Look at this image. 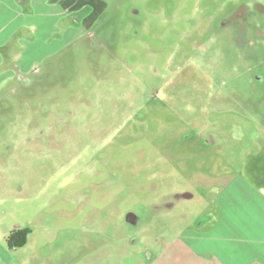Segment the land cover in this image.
<instances>
[{"label": "rangeland", "instance_id": "374dc122", "mask_svg": "<svg viewBox=\"0 0 264 264\" xmlns=\"http://www.w3.org/2000/svg\"><path fill=\"white\" fill-rule=\"evenodd\" d=\"M100 1L0 44V264H264V0Z\"/></svg>", "mask_w": 264, "mask_h": 264}, {"label": "crops", "instance_id": "0c3cea01", "mask_svg": "<svg viewBox=\"0 0 264 264\" xmlns=\"http://www.w3.org/2000/svg\"><path fill=\"white\" fill-rule=\"evenodd\" d=\"M17 7L18 14L21 15L23 8L28 10V15L19 19L17 22H10V25L4 26V35L0 44H3L13 32L23 26H29L34 35V39H21L25 41L26 50L24 54L18 58L20 62L17 73L21 70H26L32 62L41 61L49 56L53 51L67 45L69 42L77 38L85 29L86 26L96 20L98 14L102 11L103 2L100 0H19ZM91 4L90 12L82 19L79 17V12L82 11L86 3ZM23 4V5H22ZM26 4V5H25ZM27 14V13H26ZM71 19L72 21L66 22ZM65 26L61 27V23ZM18 40V39H17ZM20 41V39L18 40ZM14 41V43H19ZM8 72V71H7ZM7 72L0 78V85L5 81L6 77H12L14 70H10L9 76ZM3 79V80H2Z\"/></svg>", "mask_w": 264, "mask_h": 264}, {"label": "trees", "instance_id": "16d2710c", "mask_svg": "<svg viewBox=\"0 0 264 264\" xmlns=\"http://www.w3.org/2000/svg\"><path fill=\"white\" fill-rule=\"evenodd\" d=\"M26 229H18L12 231L7 237V243L10 248L21 247L26 241Z\"/></svg>", "mask_w": 264, "mask_h": 264}, {"label": "flooded vegetation", "instance_id": "af4514ba", "mask_svg": "<svg viewBox=\"0 0 264 264\" xmlns=\"http://www.w3.org/2000/svg\"><path fill=\"white\" fill-rule=\"evenodd\" d=\"M34 69H35V70H39V67H38V66H36ZM8 236H9V235H8Z\"/></svg>", "mask_w": 264, "mask_h": 264}]
</instances>
